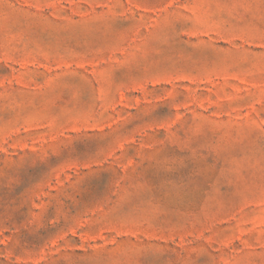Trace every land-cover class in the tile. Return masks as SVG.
Instances as JSON below:
<instances>
[{
	"label": "rangeland",
	"instance_id": "1",
	"mask_svg": "<svg viewBox=\"0 0 264 264\" xmlns=\"http://www.w3.org/2000/svg\"><path fill=\"white\" fill-rule=\"evenodd\" d=\"M0 264H264V0H0Z\"/></svg>",
	"mask_w": 264,
	"mask_h": 264
}]
</instances>
